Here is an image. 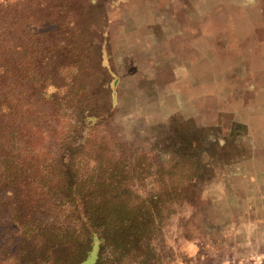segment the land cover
Here are the masks:
<instances>
[{
	"label": "rangeland",
	"instance_id": "1",
	"mask_svg": "<svg viewBox=\"0 0 264 264\" xmlns=\"http://www.w3.org/2000/svg\"><path fill=\"white\" fill-rule=\"evenodd\" d=\"M0 111V264L79 231L61 161L97 155L170 190L119 264H264V0H0Z\"/></svg>",
	"mask_w": 264,
	"mask_h": 264
},
{
	"label": "trees",
	"instance_id": "2",
	"mask_svg": "<svg viewBox=\"0 0 264 264\" xmlns=\"http://www.w3.org/2000/svg\"><path fill=\"white\" fill-rule=\"evenodd\" d=\"M73 159L69 158L68 163L61 161V191L63 201L76 217L79 231L61 227L45 239L41 249L34 248V257L44 264H83L92 255L91 264H119L131 256L146 255L150 239L159 231L164 212L171 206L170 190L160 186L144 198L132 192L130 183L140 174L148 176L150 165L138 172L136 165L129 170L124 163L103 166L96 159L90 177L79 179L72 170ZM154 172L160 179L167 174L162 168ZM25 231L31 235L35 232L33 227H26ZM40 253L43 255L37 256ZM31 262L38 264L35 260Z\"/></svg>",
	"mask_w": 264,
	"mask_h": 264
}]
</instances>
